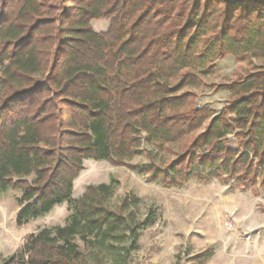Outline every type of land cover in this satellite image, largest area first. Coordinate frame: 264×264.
<instances>
[{"label":"trees","instance_id":"16d2710c","mask_svg":"<svg viewBox=\"0 0 264 264\" xmlns=\"http://www.w3.org/2000/svg\"><path fill=\"white\" fill-rule=\"evenodd\" d=\"M228 54L262 64L222 84L225 109L175 94ZM0 66V193L21 191L20 226L70 204L66 223L31 234L13 264H84L83 231L125 225L103 204L111 182L72 191L85 159L123 162L141 129L178 140L206 122L168 169L150 168L164 186L221 177V165L243 188L264 185V0H0ZM205 162L206 176L195 169Z\"/></svg>","mask_w":264,"mask_h":264},{"label":"rangeland","instance_id":"374dc122","mask_svg":"<svg viewBox=\"0 0 264 264\" xmlns=\"http://www.w3.org/2000/svg\"><path fill=\"white\" fill-rule=\"evenodd\" d=\"M92 25L97 31H106L109 20L95 19ZM261 64L255 57L239 59L228 54L216 60L212 73L204 74L202 67H197L202 83L181 88L175 94L193 91L199 105L210 106L218 113L232 97L222 84ZM2 70L0 66V76ZM205 125L206 122L178 140H167L141 129L135 134L137 152L123 162L84 160L74 181L72 198L80 197L90 184L111 182L112 190L103 204L127 218L125 225L115 230L104 227L83 231L88 241L80 236L78 241L84 264H264V185L260 179L254 186L243 188L237 175L230 174L224 165L221 177L201 181L191 175L179 186H164L152 175L151 167L168 169L183 145ZM238 141L231 133L222 139L234 147H238ZM214 168L209 162L195 167L205 176ZM20 194L16 187L0 193V264H13L12 257L23 253L31 234L44 226L65 224L70 214L66 201L20 226L16 222ZM204 252L208 254L203 255Z\"/></svg>","mask_w":264,"mask_h":264}]
</instances>
